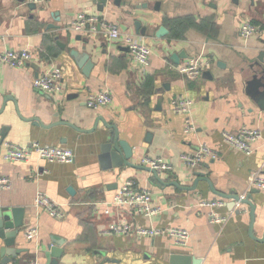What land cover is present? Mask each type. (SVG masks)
Wrapping results in <instances>:
<instances>
[{"label":"crops","instance_id":"obj_1","mask_svg":"<svg viewBox=\"0 0 264 264\" xmlns=\"http://www.w3.org/2000/svg\"><path fill=\"white\" fill-rule=\"evenodd\" d=\"M80 14L117 25L123 35L146 44L153 52L149 65L134 64L123 44L109 40L100 26L97 32H75ZM136 22L147 29L146 37L137 33ZM247 22L264 28V0H120L116 5L109 0L103 12L97 0H0V52L28 50L32 56L22 69L0 65V174L12 183L0 192V206L22 208L25 222L13 240V248L22 252L8 264H172L176 254L202 264H264V192L250 187L251 176L264 173V111L252 99L254 69L264 72V63L256 66L260 57L264 60V35L245 40L241 27ZM161 27L167 31L158 38ZM73 50L90 54L94 66L88 76L71 56ZM174 54L182 55L178 63ZM199 57L210 68L195 80L185 79L179 68ZM53 67L62 70L64 92L35 90L33 80ZM102 91L112 94V105L89 109L88 96ZM180 98L192 101L189 114L175 112L173 100ZM189 125L195 131L186 132ZM109 126L133 148L134 165L142 166V158L149 156L171 166L170 173L160 174L165 183L192 188L198 172L216 192L252 201L253 236L251 207L215 195L203 179L195 191H187L161 185L151 173L133 167L104 168L101 145L115 133ZM243 128L262 134L250 155L224 141V132ZM34 143L71 149L75 160L4 159L6 145L26 148ZM204 144L219 153L217 160L196 169L181 160ZM128 180L151 192L158 214L146 219L113 206L110 215L104 213L105 204ZM39 192L61 206L66 218L57 220L37 208ZM212 200L225 202L215 212L228 217L227 222H210L211 209L200 203ZM123 216L135 226L187 230L190 239L180 246L166 233L105 235L108 225ZM32 227L38 236L27 240L25 232ZM56 241L63 244L56 246ZM54 247L62 254L48 259L46 253ZM5 249L6 240L0 237V264Z\"/></svg>","mask_w":264,"mask_h":264},{"label":"built area","instance_id":"obj_2","mask_svg":"<svg viewBox=\"0 0 264 264\" xmlns=\"http://www.w3.org/2000/svg\"><path fill=\"white\" fill-rule=\"evenodd\" d=\"M49 0H34L36 3H46ZM97 26V27H96ZM100 26L109 40L113 42H121L132 56L134 64L140 68H145L149 65L152 57V49L143 42L137 40L132 35H123L119 27L114 24L100 22L97 17H89L85 14H80L73 25L75 32H97ZM256 35H264V28L251 23H244L241 27V36L245 40ZM32 60L31 53L28 50H5L0 52V65H7L14 69H22ZM211 63L204 58H193L179 68V72L185 79L195 80L202 73L209 69ZM33 88L38 92L47 95H60L64 92L62 83V70L59 67H53L44 75L33 80ZM113 103V96L108 91H102L95 94H90L86 100L87 107L92 110L106 108ZM192 101L189 99L173 100V107L178 114H189L191 111ZM195 131L194 126L189 125L186 132ZM224 141L232 148L245 154H252L254 146L262 139V134L258 129L243 128L238 133L224 132ZM4 159L9 162L26 161L33 156L39 160L48 163L71 164L75 160V154L71 149L64 147H49L39 143L31 144L26 148H20L13 145H6ZM219 153L207 145H201L199 149L191 154H183L181 160L193 169L202 165L206 160H217ZM141 165L156 170L159 174L170 173L172 168L169 164L160 158H151L145 156L141 160ZM11 180L7 176L0 174V192L11 188ZM250 187L256 188L264 192V173L255 172L250 178ZM34 205L46 211L51 217L57 220L66 218L65 210L53 202L46 194L37 193ZM105 214H111V206L118 212L122 210H131L138 216L150 219L158 214L159 208H154L152 204L151 192L143 187H139L135 181L128 180L124 182L117 190L112 202L105 204ZM202 207L211 209L209 213L210 222L212 224H223L228 221V217L220 216L215 212L216 208L225 206L223 200L202 201ZM176 242L178 245H185L190 239V233L187 230L180 228H170L166 230L135 226L127 218L119 217V219L111 222L106 228L104 234L107 236H122V237H157L164 234ZM38 236V229L32 227L25 232L27 240H35ZM39 264V263H34Z\"/></svg>","mask_w":264,"mask_h":264},{"label":"water","instance_id":"obj_3","mask_svg":"<svg viewBox=\"0 0 264 264\" xmlns=\"http://www.w3.org/2000/svg\"><path fill=\"white\" fill-rule=\"evenodd\" d=\"M120 0H115V5L118 4ZM109 0H97V3L99 4V10L100 12L104 11V8L107 6ZM136 31L139 35L142 37H146L148 35L147 29L142 28L141 22H136L135 23ZM53 29H60L57 26H54ZM166 28L161 27L159 31L156 33V37L160 38L166 34ZM77 41L82 40L81 36L76 37ZM89 41H87L88 43ZM58 45L65 49L66 45L58 42ZM127 50V49H126ZM128 51V50H127ZM71 56L76 60L78 66L83 69L85 75H89L91 69L93 68L94 64L92 60L90 59V54L85 53V54H80L76 50H73L71 52ZM182 57L181 54H174L172 58L174 59L175 62L178 63L179 59ZM262 63H264V60L260 57L259 62L256 63L257 67H262ZM254 68V66H252ZM253 82H254V92L255 95L252 96V99L255 101L257 106L264 111V72L260 75L257 71L254 69V76H253ZM160 104V102H158ZM17 111L18 108L16 107ZM3 111V109H2ZM0 111V113H2ZM100 121H103L102 118L98 119L96 121V124L94 128L90 131H94L97 129L98 124ZM108 128H113L115 130L114 135L110 134L107 136L106 141L104 144L101 145V152H102V157L101 160L103 162V167L104 168H120L123 166L127 167H133L142 171H146L148 173H151L156 180L161 184V185H166V186H175L177 188H180L182 190H187V191H195L197 189V185L199 180L203 179L207 181L210 184V187L213 191V193L217 196H220L225 199H231L233 203H240V204H246L251 207V231L250 234L253 236V227L255 223V206L246 197H240V196H228V195H223L214 190V187L211 183V181L207 178H204L202 173H196L195 176L197 177L195 185L192 188H185L181 187L179 183L177 182H171V183H165L161 178L160 174L156 171L153 170L149 167L146 166H137L134 165L131 160L133 157V148L123 140H120L119 132L118 129L113 126V127H108ZM109 160H111V163H109ZM104 163L106 166H104ZM24 211L22 208H13L10 206H0V237L4 240H6V244L8 246V249L2 250L1 255L3 257L2 264H8L10 262V257L16 258L22 251L17 250L13 248V240L18 236L20 233V230L24 227ZM57 244L56 246H60L63 243L56 241ZM62 252L59 250V247H54L51 248L49 252L46 253V256L48 259L51 257L58 258ZM172 264H202L201 259H196L192 256L188 255H173L171 257ZM54 262V261H53Z\"/></svg>","mask_w":264,"mask_h":264}]
</instances>
